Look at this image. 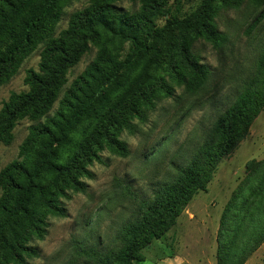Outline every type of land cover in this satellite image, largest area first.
Masks as SVG:
<instances>
[{
	"label": "trees",
	"instance_id": "obj_1",
	"mask_svg": "<svg viewBox=\"0 0 264 264\" xmlns=\"http://www.w3.org/2000/svg\"><path fill=\"white\" fill-rule=\"evenodd\" d=\"M70 1L0 0V87L42 47L39 70H30L25 79L28 90L12 92L0 111L1 144L14 141L19 121L33 122L19 158L0 171V264H26L28 257L38 255L31 242L43 237L49 214L65 216L62 197L69 190L84 191L80 178L92 174L87 166L101 159L100 151L129 156L121 135L137 134L157 103L171 97L176 87H184L189 95L206 89L209 73L193 52L192 35L220 47L225 38L216 18L245 2L141 0L143 10L131 11L118 5L121 0H90L57 35ZM262 21L264 11L255 24ZM90 42L101 46L100 54L65 89L68 71L90 50ZM263 109L264 56L235 104L206 132L193 161L176 166L178 181L156 190L152 202L144 201V214L117 235L114 248L102 250L101 237L89 246L95 233L91 232L84 241H75V259L83 256L85 264H133L206 188L221 160L246 138ZM250 178L260 181L257 168L250 170ZM131 195L128 184L117 200ZM259 215L247 248L234 264H245L264 241V203Z\"/></svg>",
	"mask_w": 264,
	"mask_h": 264
},
{
	"label": "rangeland",
	"instance_id": "obj_2",
	"mask_svg": "<svg viewBox=\"0 0 264 264\" xmlns=\"http://www.w3.org/2000/svg\"><path fill=\"white\" fill-rule=\"evenodd\" d=\"M177 2L171 0L172 4ZM89 4L90 0L67 3L57 35L68 28L76 11ZM118 5L125 10H143L141 0H121ZM263 11L264 0H245L239 9L222 11L216 18L225 38L220 47L207 38L192 35L193 52L209 73L206 89L189 95L184 87H176L171 97L157 103L137 134L121 135L129 156L100 151L101 159H94L87 166L92 174L80 178L85 183L84 191L69 190L68 196L62 197L65 216L49 214L43 237L31 242L38 255L28 257L26 264H85L83 256L75 259V241L82 242L95 232L89 246L101 237L102 250L114 248L117 235L144 214V201L152 202L156 190L178 181L176 166H188L193 161L206 132L235 104L240 91L258 73L264 56V21H255ZM100 50L99 44L90 42V50L68 71L65 89L96 60ZM41 52L39 47L10 82L0 87V111L12 92L28 90L25 79L30 70H39ZM57 106L58 103L55 109ZM32 123L29 118L19 121L14 141L10 145L0 143V171L19 158ZM253 168H257L259 182L250 178ZM128 184L134 196L117 200ZM263 203L264 109L246 138L221 160L211 182L194 195L174 226L165 236L154 237L133 264H234L249 244V234L255 229ZM245 264H264V241Z\"/></svg>",
	"mask_w": 264,
	"mask_h": 264
}]
</instances>
